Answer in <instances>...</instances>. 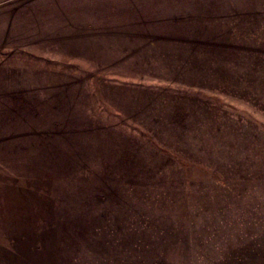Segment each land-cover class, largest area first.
<instances>
[{
    "label": "rangeland",
    "instance_id": "rangeland-1",
    "mask_svg": "<svg viewBox=\"0 0 264 264\" xmlns=\"http://www.w3.org/2000/svg\"><path fill=\"white\" fill-rule=\"evenodd\" d=\"M0 264H264V0H0Z\"/></svg>",
    "mask_w": 264,
    "mask_h": 264
}]
</instances>
